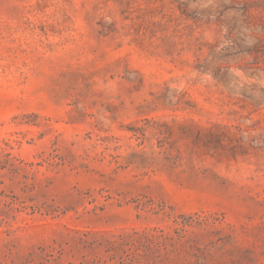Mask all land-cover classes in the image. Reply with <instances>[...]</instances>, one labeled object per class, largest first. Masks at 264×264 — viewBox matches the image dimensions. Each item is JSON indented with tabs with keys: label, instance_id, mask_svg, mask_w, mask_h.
<instances>
[{
	"label": "rangeland",
	"instance_id": "obj_1",
	"mask_svg": "<svg viewBox=\"0 0 264 264\" xmlns=\"http://www.w3.org/2000/svg\"><path fill=\"white\" fill-rule=\"evenodd\" d=\"M0 264H264V0H0Z\"/></svg>",
	"mask_w": 264,
	"mask_h": 264
}]
</instances>
